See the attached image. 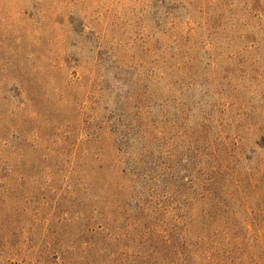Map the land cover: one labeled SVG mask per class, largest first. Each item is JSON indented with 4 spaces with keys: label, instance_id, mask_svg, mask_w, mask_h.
Segmentation results:
<instances>
[{
    "label": "rangeland",
    "instance_id": "374dc122",
    "mask_svg": "<svg viewBox=\"0 0 264 264\" xmlns=\"http://www.w3.org/2000/svg\"><path fill=\"white\" fill-rule=\"evenodd\" d=\"M263 120L264 0H0V185L14 202L107 184L121 162L137 173L118 212L149 206L174 226L181 209L198 231L191 176L238 167ZM161 163L176 174L163 188L148 172ZM73 189L63 208L83 200Z\"/></svg>",
    "mask_w": 264,
    "mask_h": 264
},
{
    "label": "trees",
    "instance_id": "16d2710c",
    "mask_svg": "<svg viewBox=\"0 0 264 264\" xmlns=\"http://www.w3.org/2000/svg\"><path fill=\"white\" fill-rule=\"evenodd\" d=\"M248 129L252 136L238 141V167H231V160H221L218 166L191 176L188 190L192 193L187 197L194 201L193 208L207 207L205 226L194 232L188 230L190 222L179 213L181 209L174 226L171 214L159 217L149 206L135 208L140 212L134 217L118 212L128 176L137 173L132 167H120L121 162L107 184L77 181L65 190L46 185L49 194L40 198L36 209L30 205L34 195L24 203L14 202L12 188L4 194L0 185V264H264V120ZM163 165L148 171L162 183L160 188L167 175H176L163 172ZM74 175L81 178L79 172L69 178ZM184 185L179 186L178 197L184 195ZM100 186L112 189L110 202L92 194ZM73 188H78L83 200L76 201L79 205L72 200L63 208ZM89 197L97 204L92 205ZM115 213L119 221L113 218Z\"/></svg>",
    "mask_w": 264,
    "mask_h": 264
}]
</instances>
